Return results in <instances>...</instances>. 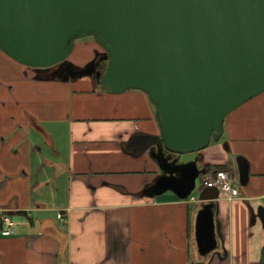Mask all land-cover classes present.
Listing matches in <instances>:
<instances>
[{
	"label": "crops",
	"instance_id": "crops-1",
	"mask_svg": "<svg viewBox=\"0 0 264 264\" xmlns=\"http://www.w3.org/2000/svg\"><path fill=\"white\" fill-rule=\"evenodd\" d=\"M102 87L92 75L68 78L0 49V264H201L198 202L148 194L162 170L151 148L129 145L160 134L155 105L142 89ZM223 135L199 164L224 165L240 195H219L220 254L203 264H260L264 94L227 115ZM239 155L250 164L245 185ZM5 215L13 235L2 233Z\"/></svg>",
	"mask_w": 264,
	"mask_h": 264
},
{
	"label": "water",
	"instance_id": "water-1",
	"mask_svg": "<svg viewBox=\"0 0 264 264\" xmlns=\"http://www.w3.org/2000/svg\"><path fill=\"white\" fill-rule=\"evenodd\" d=\"M86 36L105 48L97 81L110 92L142 89L155 105L160 134L129 143L151 148L162 170L147 193L187 198L206 172L201 151L221 138L227 115L264 92V0H0V49L27 66L60 63L75 70L68 78L92 75L86 68L96 56L81 68L68 59ZM186 154L196 156L180 161ZM237 161L245 185L250 164L243 155ZM219 193L207 187L199 196L201 264L220 254ZM258 216L264 224V206Z\"/></svg>",
	"mask_w": 264,
	"mask_h": 264
},
{
	"label": "built area",
	"instance_id": "built-area-1",
	"mask_svg": "<svg viewBox=\"0 0 264 264\" xmlns=\"http://www.w3.org/2000/svg\"><path fill=\"white\" fill-rule=\"evenodd\" d=\"M203 181L207 187H217L220 196L222 195L228 199H234L240 195L239 188L234 183L229 171L224 168L208 171L203 177ZM189 198L192 201L198 200L195 195H190ZM3 222L5 227L2 230V233L4 235H13L15 230L12 216L5 215L3 217Z\"/></svg>",
	"mask_w": 264,
	"mask_h": 264
},
{
	"label": "rangeland",
	"instance_id": "rangeland-1",
	"mask_svg": "<svg viewBox=\"0 0 264 264\" xmlns=\"http://www.w3.org/2000/svg\"><path fill=\"white\" fill-rule=\"evenodd\" d=\"M96 48H99V50H101L102 52H105V48L102 47L93 36H86V37L77 38L75 40L74 50L72 51V53L70 54L68 59L70 61L71 60L75 61L76 64L86 66L88 63H90L94 59L93 54L95 56L97 55L98 51L93 52V50ZM225 138H226V135L221 136L220 141L224 142ZM213 142H215V140ZM182 159H183V161L191 160V159H193V154L183 155ZM204 176L205 175L198 177L196 187L192 192L193 195H195L198 199H199V196L203 190L202 189V181H203ZM168 192H169V194H173L171 191H168Z\"/></svg>",
	"mask_w": 264,
	"mask_h": 264
},
{
	"label": "flooded vegetation",
	"instance_id": "flooded-vegetation-1",
	"mask_svg": "<svg viewBox=\"0 0 264 264\" xmlns=\"http://www.w3.org/2000/svg\"><path fill=\"white\" fill-rule=\"evenodd\" d=\"M104 57H105V54L102 51L96 55L95 62H94V66L96 67V70H93V68H94L93 65L91 67L86 68L87 71H89V70L93 71L92 76L94 78H97L98 72L104 71L106 66H107V60H105ZM50 70L53 72H59L61 75H64V76L71 75V74L73 75L74 73H76L75 70L73 68H71V66H69L67 64L62 66L60 63L56 64L54 66H51ZM99 83L101 84V82H99ZM176 156H179V155L173 154L172 158H175ZM195 156H196V154H194V157ZM180 161H183L182 156L180 157Z\"/></svg>",
	"mask_w": 264,
	"mask_h": 264
},
{
	"label": "trees",
	"instance_id": "trees-1",
	"mask_svg": "<svg viewBox=\"0 0 264 264\" xmlns=\"http://www.w3.org/2000/svg\"><path fill=\"white\" fill-rule=\"evenodd\" d=\"M261 94H264V92H262V93H260V94H258V95H256V96H259V95H261ZM256 96H254L253 98H255ZM253 98H251V99H253ZM251 99H249V100H251ZM248 101V100H247ZM230 114V113H229ZM228 114V115H229ZM213 167H215V168H224V165H222V164H216V165H214Z\"/></svg>",
	"mask_w": 264,
	"mask_h": 264
}]
</instances>
